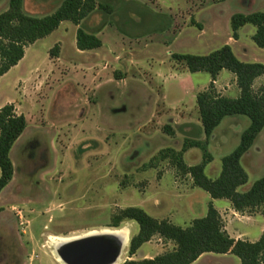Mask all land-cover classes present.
<instances>
[{"label": "rangeland", "instance_id": "rangeland-1", "mask_svg": "<svg viewBox=\"0 0 264 264\" xmlns=\"http://www.w3.org/2000/svg\"><path fill=\"white\" fill-rule=\"evenodd\" d=\"M8 1L0 0V12ZM61 1L24 0L23 10L43 16ZM96 3L80 26L98 34L99 48L78 50L76 27L64 21L27 46L23 58L0 77V105L13 103L27 120L9 153L13 177L0 192V264H59L47 242L49 235L116 229L109 225L128 206L181 227L203 217L210 196L198 187L191 193L192 179L181 171L172 151H180L185 138L204 140L194 92L207 87L210 75H184V63L174 61L171 53L204 55L229 44L240 60L264 63V49L251 39L253 25H244L238 40L230 37L231 15L263 11L264 0ZM55 44L58 56L51 57ZM230 74L223 70L215 88L235 98ZM262 83L264 77L257 78L254 88ZM176 118L188 121L174 123ZM249 123L244 115H230L213 130L206 147L212 156L204 168L207 177L219 175L221 158L239 144ZM202 157L199 147L182 152L186 165ZM240 162L248 174L247 182L238 187L242 192L264 175V128ZM228 201L221 198L215 205ZM263 221L256 216L248 227L249 238H258ZM122 226L130 237L138 231L133 220H123ZM173 246L154 235L135 258L155 256ZM127 249L123 262L129 258ZM193 264L240 260L231 253H208Z\"/></svg>", "mask_w": 264, "mask_h": 264}, {"label": "trees", "instance_id": "trees-1", "mask_svg": "<svg viewBox=\"0 0 264 264\" xmlns=\"http://www.w3.org/2000/svg\"><path fill=\"white\" fill-rule=\"evenodd\" d=\"M23 1L9 0L7 8L0 12V77L23 58L27 46L49 35L62 21H70L78 26L75 32L78 50L96 49L102 45L96 34L79 26L96 9V0H62L54 11L43 16L25 13ZM191 23L202 29L194 19H191ZM246 24L255 27L251 36L254 44L264 48V10L232 14L230 37L237 40L239 29ZM58 51L59 45L55 44L50 48L49 55L57 57ZM171 57L174 61L183 62L190 73L204 71L210 75L207 87L195 94L204 140L185 138L181 150L172 151L176 164L182 172L190 175L194 186L206 191L212 199H228L235 211H257L264 218V175L247 190H238L248 180L241 158L264 128V83L254 88L255 80L264 77V63L240 60L229 44L204 55L172 53ZM221 70L234 75L239 89L237 97L231 98L216 90L214 81ZM230 115H244L250 123L242 132L239 144L221 158L219 175L211 179L204 173L206 164L212 160L206 149L208 140L221 120ZM26 127L24 114L18 113L13 103L0 106V192L14 174L9 156L11 147ZM190 147L203 150L201 161L194 165H186L182 160V152ZM123 220L135 221L138 231L130 237L127 249L129 258L122 264H191L203 253H231L239 258L240 264H264V231L255 241L230 237L211 202L203 217L192 219L185 227L167 219L158 220L138 206L121 209L109 226L118 228ZM154 235L173 242V248L153 257L133 259L139 247Z\"/></svg>", "mask_w": 264, "mask_h": 264}, {"label": "bare ground", "instance_id": "bare-ground-1", "mask_svg": "<svg viewBox=\"0 0 264 264\" xmlns=\"http://www.w3.org/2000/svg\"><path fill=\"white\" fill-rule=\"evenodd\" d=\"M96 239H104L103 247L114 246L115 252H108L105 257L86 259L79 264H122L125 250L130 240V231L127 227L123 226L116 229H99L84 233L75 237L61 238L56 241L51 247V251L59 264H77L67 258V247L75 242H85L93 244ZM99 243V242H97ZM108 256V257H106ZM112 258L109 261L108 258Z\"/></svg>", "mask_w": 264, "mask_h": 264}, {"label": "crops", "instance_id": "crops-1", "mask_svg": "<svg viewBox=\"0 0 264 264\" xmlns=\"http://www.w3.org/2000/svg\"><path fill=\"white\" fill-rule=\"evenodd\" d=\"M64 21H62L59 26L56 28L58 29L59 27H61V25H63ZM80 26V25H79ZM202 26V25H201ZM76 29H77V25H75ZM203 28V26H202ZM242 28V27H241ZM240 28V29H241ZM55 29V30H56ZM239 29V30H240ZM54 30V31H55ZM86 31H88V29H85ZM88 32H91L93 33V31H88ZM52 33V32H51ZM50 33V34H51ZM96 35H98L97 33H94ZM234 40V39H233ZM238 40V39H237ZM97 49V48H96ZM264 49V48H263ZM93 50V49H91ZM172 54V53H171ZM223 70L220 71V73H222ZM187 69L185 68L183 74L184 75H188L187 73ZM220 73L218 74L216 80L214 81V85L215 87H218V82H219V75ZM189 77H191L190 75H188ZM192 80V79H191ZM230 80H232V85L234 87H236V96H238L239 94V89L238 87L236 86V82H235V77L234 75L231 73L230 74ZM182 90V88H181ZM196 92H198L197 90L194 92V99H195V94ZM227 90L224 89L221 94L222 95H225L227 96ZM183 94V90L180 94V96ZM2 106V105H0ZM185 121H188V120H184V119H174V123H185ZM198 127L201 129V123L199 122L198 123ZM198 140H202L203 138L199 137V138H196ZM192 183V182H191ZM196 186H192L190 189H191V193L192 191H194ZM199 188V187H198ZM189 195V194H187ZM210 196V195H209ZM218 199H221V198H218ZM218 199H212L210 197V202L212 203L213 207L218 211V213L220 214L221 218H222V221H223V224H224V229L226 230V232L229 234L230 237L234 238V239H245V240H248V241H255L259 238L260 234L262 233V231H264V221L263 223L260 225L259 227V235H258V238H249L248 237V227L252 224V222H255V218L256 216H261L259 213H256V215H253V214H249V213H246V212H237L235 211L232 206H231V203L230 201H228V203L224 204V205H221V206H216L215 205V201L218 200ZM228 200V199H226ZM192 220V219H191ZM190 222V220H189ZM137 252V251H136ZM136 252L135 254L132 256L133 259H136ZM204 254H208V253H203L201 254L193 263H195L202 255ZM210 254H216V253H210ZM218 255H230V253H225V254H218ZM148 257H153V256H148ZM191 263V264H193Z\"/></svg>", "mask_w": 264, "mask_h": 264}, {"label": "water", "instance_id": "water-1", "mask_svg": "<svg viewBox=\"0 0 264 264\" xmlns=\"http://www.w3.org/2000/svg\"><path fill=\"white\" fill-rule=\"evenodd\" d=\"M104 239H96V241H93V244L89 243H81V242H75L72 245L67 247L66 255L67 258H69L71 261L76 262L77 264L81 263L82 261L86 259H92V258H101L105 257V255L108 252H115L116 249L114 246H105L103 247V241ZM99 242V243H97ZM108 257V256H106ZM109 261L112 260V258H108Z\"/></svg>", "mask_w": 264, "mask_h": 264}, {"label": "flooded vegetation", "instance_id": "flooded-vegetation-1", "mask_svg": "<svg viewBox=\"0 0 264 264\" xmlns=\"http://www.w3.org/2000/svg\"><path fill=\"white\" fill-rule=\"evenodd\" d=\"M123 227V226H122ZM121 228V227H119ZM99 229H111V228H108V227H101ZM99 229H91V230H88V231H85L83 233H80V234H75V235H69V236H60V235H49L48 236V239H47V242L51 245V247L53 246V244L56 243V241L58 239H61V238H70V237H75V236H78V235H81V234H84V233H88V232H91V231H95V230H99ZM52 252V251H51ZM53 254V253H52ZM54 256V255H53ZM55 258V257H54ZM56 260V259H55Z\"/></svg>", "mask_w": 264, "mask_h": 264}]
</instances>
